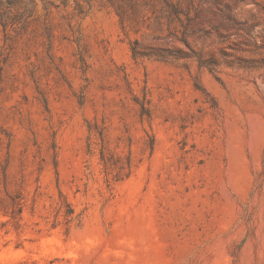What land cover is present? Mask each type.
<instances>
[{
	"label": "rangeland",
	"instance_id": "obj_1",
	"mask_svg": "<svg viewBox=\"0 0 264 264\" xmlns=\"http://www.w3.org/2000/svg\"><path fill=\"white\" fill-rule=\"evenodd\" d=\"M0 264H264V0H0Z\"/></svg>",
	"mask_w": 264,
	"mask_h": 264
}]
</instances>
